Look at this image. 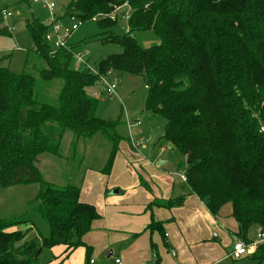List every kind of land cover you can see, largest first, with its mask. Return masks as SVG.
Masks as SVG:
<instances>
[{
  "label": "trees",
  "instance_id": "1",
  "mask_svg": "<svg viewBox=\"0 0 264 264\" xmlns=\"http://www.w3.org/2000/svg\"><path fill=\"white\" fill-rule=\"evenodd\" d=\"M121 4L131 12L128 30L104 42H116L122 51L102 59L96 72L70 68L69 44L51 51L49 24L26 19L32 51L46 64L41 78L63 80L55 106L37 101L32 76L11 72L0 57V184L39 185L27 212L0 219V264H36L43 248L56 245L84 246L88 264L90 247L82 237L98 213L80 201L79 187L44 180L35 161L42 153L59 155L67 131L71 144L102 132L111 149L101 172H110L121 115L97 116L98 99L86 88L111 70L143 77L144 110L165 118L162 137L184 157V184L210 214L229 205L238 225L234 234L245 242L252 241V227L264 230V0H70L65 12L81 22L98 16L101 26H112L113 6ZM3 33L10 34L2 27ZM147 36L150 45L143 44ZM35 214L47 224L46 236L35 227ZM26 225L37 232L28 236V228L19 229ZM147 228L163 232L161 222L152 220ZM243 257L264 264V242Z\"/></svg>",
  "mask_w": 264,
  "mask_h": 264
},
{
  "label": "rangeland",
  "instance_id": "2",
  "mask_svg": "<svg viewBox=\"0 0 264 264\" xmlns=\"http://www.w3.org/2000/svg\"><path fill=\"white\" fill-rule=\"evenodd\" d=\"M55 4L53 13L64 23L68 22V15L65 7L70 0H52ZM116 20L112 26H101L99 18L80 21L77 29L72 31L66 38V44L71 47L72 57L69 67L72 69H83L85 66L96 72L97 64L110 54L120 53L122 47L116 42H104V38L117 35L121 36L128 30L127 16L131 13L127 4L113 6ZM0 11H10L12 16L5 17L0 23V28L13 25L11 34H0V57L1 65L6 66L13 73L25 72L32 76L33 94L37 101L57 105L58 96L63 80L53 78L44 80L40 76V70L46 67L44 60L35 54L26 27V19H35L38 22L47 24L49 11L44 3H27L24 0H0ZM140 37L139 34H134ZM143 35H148L144 32ZM150 37H144V45H150ZM51 51L55 49L50 43ZM81 57V62L77 57ZM85 62V63H84ZM105 74H100L95 84L87 87L89 94L98 99L96 115L102 118L115 119L121 115L116 126V132L120 135L119 150L117 151L111 172L102 173L100 176L91 179L85 185V190L92 189L96 197L100 195V187L103 184L102 195L104 198L118 196L114 192L119 182L125 177H132L134 189L141 190L152 196L149 204L158 207L164 204L165 199L161 196L155 197L152 191L154 177L158 173H166L168 169L178 167V172L174 174L178 187L185 191L186 186L182 182L180 174L184 175L183 156L179 151L162 137L165 118L144 110L143 100L146 93L145 80L141 75H133L125 72L111 70L106 74L107 83H115L114 93L109 94L106 85L99 81ZM264 128V126H263ZM261 129V128H260ZM60 143L59 155L42 153L38 155L35 165L40 171L44 180L62 187L68 184L80 186L86 168L93 171H100L108 158L111 143L102 132H97L92 137H79L75 144L70 141L74 138L71 132L63 134ZM71 139V140H70ZM161 147L164 148L161 149ZM157 154H160L159 156ZM158 156V157H157ZM160 158L161 165L155 167ZM158 161V162H157ZM183 166V167H182ZM162 168V169H160ZM164 176V175H163ZM172 177V176H171ZM105 178V179H104ZM104 182H101L103 181ZM116 183V184H115ZM115 184V185H111ZM39 185L37 183H19L10 186L0 184V219L15 220L28 211V200L37 193ZM84 191V189H83ZM35 227L41 235L48 234V226L37 214L32 216ZM19 227V226H18ZM15 228V227H13ZM28 228V236L34 235L37 230L20 226L19 229ZM255 227L250 229V234H254ZM231 246L228 247L230 250ZM109 248L101 250L95 256L97 259H105ZM85 247L66 248L63 245L43 248L38 256L36 264H84ZM98 261V260H97ZM223 264H256V261L241 257L231 258Z\"/></svg>",
  "mask_w": 264,
  "mask_h": 264
},
{
  "label": "crops",
  "instance_id": "3",
  "mask_svg": "<svg viewBox=\"0 0 264 264\" xmlns=\"http://www.w3.org/2000/svg\"><path fill=\"white\" fill-rule=\"evenodd\" d=\"M11 31L8 30L10 34ZM161 149L164 151L163 147ZM159 159L155 167L162 164ZM162 170H167V174L160 172L154 177L156 190L152 195L161 196L166 201L183 196L180 204L166 207L149 204L152 196L141 188L134 189L133 178H126L125 174L114 189L118 196L104 198L102 184L100 195L96 197L92 189L85 190V185L91 179L104 175L101 170L85 169L79 186V199L92 204L98 218L92 221L90 230L82 239L90 247V257L95 259V264H115L114 258H120L123 264H142L153 259L152 253L156 254L159 264H223L227 260L231 251L228 247L236 239L234 232L238 226L230 216L229 205H224L217 216L210 214L204 203L187 187L185 191L178 187L174 178L178 167ZM152 220L161 222L162 233L147 228ZM255 228L254 234H250V230L248 232L252 240L258 230ZM107 248L106 258L97 261L95 256Z\"/></svg>",
  "mask_w": 264,
  "mask_h": 264
},
{
  "label": "built area",
  "instance_id": "4",
  "mask_svg": "<svg viewBox=\"0 0 264 264\" xmlns=\"http://www.w3.org/2000/svg\"><path fill=\"white\" fill-rule=\"evenodd\" d=\"M34 3L42 2L45 4L49 11V17H48V24H49V29L45 34V38L49 43H52L55 48L58 47H65L67 44L65 42V38L75 29H77L78 25L80 24V21L73 17V16H68V22L64 23L60 18L55 16L53 13L55 9V4L52 0H31ZM1 16L2 19L5 17H10L12 16V13L10 11H1ZM113 18V16H111ZM6 28L11 31L13 30V25H8ZM77 60L81 62V57H77ZM85 63V62H84ZM106 75H104L101 80L99 81L100 84H105L106 89L109 94L114 93L116 89L115 83H107L105 80ZM261 130H264L262 127ZM182 177V180H185V176L183 174H180ZM264 242V230H261L258 228V230L255 233V238L250 241V242H245L241 239H235L234 242L232 243L231 246V251L229 256L237 259L241 258L244 255H249L251 254L255 249L256 246ZM152 260L145 261L142 264H159L156 260V254L152 253ZM114 263L115 264H123L120 258H114ZM88 264H95V259L93 257H90L88 260Z\"/></svg>",
  "mask_w": 264,
  "mask_h": 264
}]
</instances>
